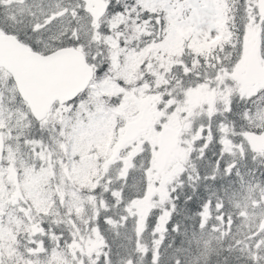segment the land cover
Returning a JSON list of instances; mask_svg holds the SVG:
<instances>
[{
    "label": "snow or ice",
    "instance_id": "obj_1",
    "mask_svg": "<svg viewBox=\"0 0 264 264\" xmlns=\"http://www.w3.org/2000/svg\"><path fill=\"white\" fill-rule=\"evenodd\" d=\"M262 176L264 0H0V264H264Z\"/></svg>",
    "mask_w": 264,
    "mask_h": 264
},
{
    "label": "rangeland",
    "instance_id": "obj_2",
    "mask_svg": "<svg viewBox=\"0 0 264 264\" xmlns=\"http://www.w3.org/2000/svg\"><path fill=\"white\" fill-rule=\"evenodd\" d=\"M30 3L33 7V10H35V6H37V5H46L47 0H30ZM28 7H29L28 5L24 6L25 12H27ZM125 115H130V112L126 113ZM144 127H149V125L145 124ZM111 140H112V132H111V129H109L107 132V136L104 139L103 144H102V150L104 152H110L111 151V148H110ZM176 160H177V153L174 150L170 154L165 156V158L161 161V170H162V173L165 174L166 177L169 174L168 173L169 166L171 165L174 167ZM93 167H94V165H93ZM41 183H46V178ZM260 216H261V214H256L255 217H253L251 221L252 222L257 221ZM251 224L248 226H251Z\"/></svg>",
    "mask_w": 264,
    "mask_h": 264
},
{
    "label": "water",
    "instance_id": "obj_3",
    "mask_svg": "<svg viewBox=\"0 0 264 264\" xmlns=\"http://www.w3.org/2000/svg\"><path fill=\"white\" fill-rule=\"evenodd\" d=\"M81 78H85V79H86V77L74 76V75L71 73V69L68 70V79H70V80H71V79L78 80V79H81ZM39 105H40V107H41L42 110H45L46 105H47L46 100L43 99V98H41L40 101H39ZM171 140H172V138H170L169 143L171 142ZM174 146H175V141L172 142V143L170 144V147H171V148H173Z\"/></svg>",
    "mask_w": 264,
    "mask_h": 264
},
{
    "label": "trees",
    "instance_id": "obj_4",
    "mask_svg": "<svg viewBox=\"0 0 264 264\" xmlns=\"http://www.w3.org/2000/svg\"><path fill=\"white\" fill-rule=\"evenodd\" d=\"M224 187L228 189L229 186L227 185V186H224ZM200 193H201V195L203 196L204 199H207L209 192L200 190ZM184 247H187V244H185ZM193 251H194V249H193ZM185 255H186V258L189 256L188 254H185Z\"/></svg>",
    "mask_w": 264,
    "mask_h": 264
}]
</instances>
